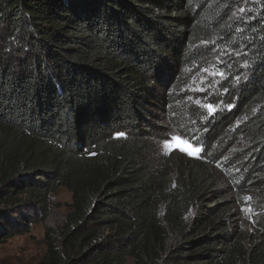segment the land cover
Listing matches in <instances>:
<instances>
[{
    "label": "trees",
    "instance_id": "obj_1",
    "mask_svg": "<svg viewBox=\"0 0 264 264\" xmlns=\"http://www.w3.org/2000/svg\"><path fill=\"white\" fill-rule=\"evenodd\" d=\"M221 51L246 69L223 83L233 107L198 157L152 168L156 87ZM248 199L264 205V0H0V237L43 224L41 264H264L232 218Z\"/></svg>",
    "mask_w": 264,
    "mask_h": 264
},
{
    "label": "rangeland",
    "instance_id": "obj_2",
    "mask_svg": "<svg viewBox=\"0 0 264 264\" xmlns=\"http://www.w3.org/2000/svg\"><path fill=\"white\" fill-rule=\"evenodd\" d=\"M224 53L219 52L205 66L196 70L192 67H182L171 82L156 87V98H159L152 101L155 105L151 109L153 116L150 118V125L144 124L143 127L149 133L147 141L150 143V150L146 162L152 168L164 167L175 150L190 157H198L201 142L211 130V121L227 112L229 99L227 90L223 89V83L234 76L232 84L236 87L237 78H240L237 74L244 69L245 75L246 69L241 61L240 69H235L238 54L235 55L231 51ZM208 104L213 105L214 116L210 117L206 107ZM232 130L233 128H230L227 135L222 137L223 142L233 139ZM230 146V154L238 150L233 143ZM216 147V143L211 142L208 151ZM195 149L199 151L195 152ZM188 151H194V154L189 155ZM219 190L220 193H226L228 189L221 185ZM248 200L250 201L245 205H235L232 217L234 226L236 230L242 231L246 238L251 235L258 241H264V231H259L254 222L255 216L263 221L264 205L256 206L252 203L254 200ZM70 202L71 193L64 187L58 188L51 195L46 224L59 229L69 211ZM23 213L30 214L31 211L21 210L19 214ZM14 217L17 218L18 214ZM20 230L21 228L12 236L0 237V264H41L47 251L44 225L33 223L27 232L21 233ZM125 264L134 263L132 259H128Z\"/></svg>",
    "mask_w": 264,
    "mask_h": 264
},
{
    "label": "snow or ice",
    "instance_id": "obj_3",
    "mask_svg": "<svg viewBox=\"0 0 264 264\" xmlns=\"http://www.w3.org/2000/svg\"><path fill=\"white\" fill-rule=\"evenodd\" d=\"M240 11L243 12L244 9H241ZM205 71H207V70L205 69ZM237 80H239V78H237ZM206 107L209 109L210 117H211V116H214V114H215V110L213 109V105H212V104H208V105H206ZM232 107H233L232 105H229V106H228V110L230 111ZM122 135H124V133H117V136H122ZM174 139H175V138H174ZM185 143H187V142H185ZM166 144H167V142H166ZM194 151H195V152H198L199 149H195ZM194 151H188V154H189V155H193V154H194Z\"/></svg>",
    "mask_w": 264,
    "mask_h": 264
}]
</instances>
